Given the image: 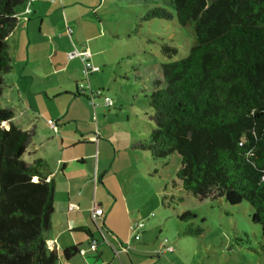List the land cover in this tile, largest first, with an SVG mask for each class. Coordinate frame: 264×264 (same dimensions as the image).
I'll return each mask as SVG.
<instances>
[{"label": "trees", "instance_id": "obj_1", "mask_svg": "<svg viewBox=\"0 0 264 264\" xmlns=\"http://www.w3.org/2000/svg\"><path fill=\"white\" fill-rule=\"evenodd\" d=\"M23 1L0 0V92L10 70L6 38ZM162 3L173 8L180 25L193 22L194 42L184 56L159 63L148 94L153 126L132 146L149 152V175L168 156H179L171 187L198 199L246 201L264 252V0ZM164 5L147 8L141 19H170ZM160 51L167 57L176 53L165 43ZM74 94L86 96L78 85ZM13 116L11 108L0 107V264H56L57 253L44 235L53 198L48 163L38 156L22 159L32 132L15 125ZM166 199L163 192L161 201ZM194 216L188 210L178 215L189 220L183 234L202 232L190 221ZM79 251L78 245L67 246L62 256Z\"/></svg>", "mask_w": 264, "mask_h": 264}, {"label": "crops", "instance_id": "obj_2", "mask_svg": "<svg viewBox=\"0 0 264 264\" xmlns=\"http://www.w3.org/2000/svg\"><path fill=\"white\" fill-rule=\"evenodd\" d=\"M102 5V0H24L21 6L15 7L17 22L6 38L10 70L16 77L11 82L12 86L17 85L19 89L18 85L25 84L24 92L27 95L30 93L29 96L35 94L41 97L44 94L45 100H49L50 95H58L61 90L70 93L72 85L74 88L78 85L83 51L88 53L89 62L99 71L97 63H104V59L99 57L103 49L90 54L86 44L93 45V40L101 34L97 11ZM27 8L28 13L25 12ZM52 34H55L54 40L50 37ZM35 76L41 80L36 81ZM82 77L87 80V77ZM48 80L51 86L45 89L41 84L45 82L47 86ZM33 84L41 85V89L33 92ZM87 86L93 88L89 83ZM84 102L80 105L87 116L89 113ZM26 105L30 106L28 103ZM89 106L95 111V107ZM36 113L47 119L53 112L44 108ZM53 115L57 117L53 122L56 147H51L50 160L45 145L53 138L45 136L46 127L37 125L39 119L35 120L36 123L28 124L30 127L27 130L32 132V136L27 155L42 157L48 163L46 177L53 183V198L50 226L44 235L47 247L57 253L56 264H161V257L154 260L152 256L164 246L162 241L152 240L146 233L141 237L140 234L147 227L140 230L139 238L135 240L129 229L132 222L148 221L151 213L139 210L141 202L136 194L138 185L135 183V172L138 171L139 162L144 166L141 167L143 174L150 177L155 175L147 172L153 166L152 161L140 156L132 146L144 136L130 129L117 131L105 128L103 124L92 125L88 120L82 124L75 121L71 125L72 119L63 117L59 120L62 116L60 112ZM14 119L15 113L12 122L17 125ZM125 120L128 121V115ZM38 146H42V151L38 152ZM93 203L102 208L97 222L102 227L104 239L91 221ZM156 223L150 220L148 227ZM91 238L98 241L94 251L88 246ZM72 245H78L83 252L64 258L63 248Z\"/></svg>", "mask_w": 264, "mask_h": 264}, {"label": "rangeland", "instance_id": "obj_3", "mask_svg": "<svg viewBox=\"0 0 264 264\" xmlns=\"http://www.w3.org/2000/svg\"><path fill=\"white\" fill-rule=\"evenodd\" d=\"M102 1L103 5L97 11L101 21L99 26L101 34L93 40V45L86 44V50L92 54L98 49H103L99 57L104 59V63H97L99 71H92L87 80L82 79L79 73L77 84L81 83L86 87L89 83L93 87L91 89L98 86L97 89H102L103 95L110 97L112 105H103L102 97H98L95 99L97 105L93 111L86 96H79L80 98L74 96V85L70 93H63L61 90L58 95H50L49 100H45L44 94L42 98L35 94L29 96L30 93L27 95L24 92L25 84L18 85L19 89L17 85L12 86L11 82L16 80L12 70L5 73L0 107L11 108L15 113V123L25 130L30 127L29 123H36L37 119L38 126L45 125V136L53 138L45 145L49 160L50 151L53 149L51 147L56 145V128L52 129L50 125V121L55 122L57 118L53 115L56 112L62 114L59 120L63 117L72 119L71 125H74L75 121L82 124L88 120L92 125L103 124L110 130L130 129L131 132L146 136L153 126L148 94L151 90V80L159 70V63L184 56L194 42L193 22L180 25L173 8L164 5L162 0ZM21 5L22 3L16 8ZM156 5L167 7L172 12V17L142 20L144 11ZM71 35L73 39L74 32ZM51 36L54 40L55 34ZM164 43L176 49L172 57L161 53L160 46ZM75 45L80 47L79 44ZM53 77L54 75L51 78ZM35 80L40 81L41 78L35 76ZM49 80L47 86L45 82L41 84L45 89L51 86ZM40 86L33 84V92L41 89ZM83 101L87 103L84 102L89 113L87 116L81 109L80 103ZM27 103L30 106L26 105ZM44 108L53 112L47 119L36 113ZM126 115L128 121L125 120ZM4 125L8 126L7 123ZM38 147V152L42 151V146ZM136 149L140 156H145L147 161L151 160L147 150ZM30 158L32 157L27 153L22 155L25 161ZM166 161L165 166L157 168L154 177L141 172V167H144L141 166V162L137 166L138 171L135 172L137 179L135 183L138 185L137 200L141 202L139 210L142 213H153L148 217V221H143L144 227L147 228L140 236L146 233L152 240H161L164 245L156 251L157 254L153 253L152 259L157 260V257H161V264H264L260 227L249 218L251 212L249 204L246 201L230 204L223 197L198 199L190 192L171 187V180L176 179L175 171L179 166V156L174 153L168 156ZM163 185L165 190L162 188ZM163 192L167 194L166 203L161 201ZM185 210L195 215L190 221L194 226L199 225L202 228L200 234L182 233L189 220L183 221L178 215ZM150 220H155V223L157 220V223L153 227H148ZM150 228L153 230L150 231ZM165 247H171V250L162 251Z\"/></svg>", "mask_w": 264, "mask_h": 264}, {"label": "built area", "instance_id": "obj_4", "mask_svg": "<svg viewBox=\"0 0 264 264\" xmlns=\"http://www.w3.org/2000/svg\"><path fill=\"white\" fill-rule=\"evenodd\" d=\"M26 13L29 12V9L27 8L25 10ZM81 60H82V68H81V73L83 76L87 77V75L93 71V70H97V67H94L88 60V53L86 51H83L81 53ZM79 88L83 90V92L85 93L86 95V99L88 101V104L91 105L92 107H95L97 105V103L95 102V99L98 98V97H102V101H103V104L105 106H109V105H112V101L110 99L109 96L107 95H103V91L102 89H91L90 87L86 86V87H83V85L80 83L79 85ZM50 125L55 128L54 126V123L52 121H50ZM95 139V138H94ZM102 214V208L99 204L97 203H93L92 206H91V209H90V216H91V220L93 221V223L95 224L98 232H99V235L100 237H102L103 239L105 238L104 237V232L102 230V227L101 225L97 222V218L100 217ZM153 213H151L150 215H152ZM144 227V222L143 220H138V221H135V222H132L130 223L129 225V229L132 233V236L135 240H137L139 238V234H140V230ZM97 239L96 238H91L90 241H89V248L90 249H95L96 246H97ZM162 248V247H161ZM166 250H171V247H165L162 249V251H165ZM80 253L83 252L82 249H80L79 251Z\"/></svg>", "mask_w": 264, "mask_h": 264}]
</instances>
